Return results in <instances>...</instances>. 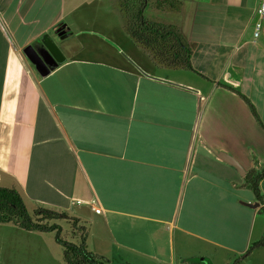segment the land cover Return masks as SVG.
Segmentation results:
<instances>
[{"label":"crops","instance_id":"1","mask_svg":"<svg viewBox=\"0 0 264 264\" xmlns=\"http://www.w3.org/2000/svg\"><path fill=\"white\" fill-rule=\"evenodd\" d=\"M91 1L0 0V187L87 222V249L110 264H264V246L249 252L264 179L262 202L246 180L264 167V129L240 95L264 125L260 0H179L189 74L156 67L126 30L127 55L63 48ZM104 22L91 32L119 45ZM46 34L66 60L42 77L23 51Z\"/></svg>","mask_w":264,"mask_h":264},{"label":"trees","instance_id":"2","mask_svg":"<svg viewBox=\"0 0 264 264\" xmlns=\"http://www.w3.org/2000/svg\"><path fill=\"white\" fill-rule=\"evenodd\" d=\"M126 22L124 28L130 31L143 47L148 57L156 67L170 70L195 71L192 66L193 50L178 26L168 23L146 21L144 11L150 5L175 12H180L182 3L179 0H121ZM148 34V39L142 35ZM141 37V38H140ZM242 98L250 107L252 114L264 129L256 108L248 97ZM264 179V167L261 171L247 175L250 189L262 202L260 182ZM264 214V211H263ZM66 223V225L62 223ZM0 224H10L20 227L28 232L56 233L58 244L63 246V259L66 264H110L102 256L89 251L86 246V237L89 224L69 215L44 206H36L29 211L21 193L16 189L0 187ZM64 228L74 241L62 237ZM66 235V236H68ZM264 246L263 238L255 243L249 250Z\"/></svg>","mask_w":264,"mask_h":264},{"label":"rangeland","instance_id":"3","mask_svg":"<svg viewBox=\"0 0 264 264\" xmlns=\"http://www.w3.org/2000/svg\"><path fill=\"white\" fill-rule=\"evenodd\" d=\"M120 1L121 0H92L89 2V4L84 7V11L94 13L92 20L90 18H84V20L81 21L79 17L67 18V23H70L77 30L79 35L76 39L63 45V48H72L76 50L78 56H91L96 59H105L107 57L105 53L115 56L120 52L123 55H127L126 46H124V42L122 41L127 34L124 28L126 18L121 8ZM188 7L189 5L187 4V8ZM180 13L182 12H175V10L168 11L150 5L144 11V18L146 21L168 23L178 26L181 18ZM103 21H105L104 25L107 24L106 27L108 32L111 34L114 33L117 39L121 36V40H118L120 43L119 45L108 39L107 36H105L106 34L91 32V29L100 28ZM258 21L259 17L257 15V22ZM51 33H53V31ZM50 35L53 37L52 34ZM184 72L188 73L190 71H183L182 73ZM161 73L163 72H159V74ZM27 206L29 211L33 209L31 204H27ZM62 224L67 226L64 222ZM66 235H68L67 229L64 228L62 237L69 241H74L72 236ZM63 254L64 248L58 244L56 233L28 232L14 225L0 224V264H66L63 259Z\"/></svg>","mask_w":264,"mask_h":264},{"label":"water","instance_id":"4","mask_svg":"<svg viewBox=\"0 0 264 264\" xmlns=\"http://www.w3.org/2000/svg\"><path fill=\"white\" fill-rule=\"evenodd\" d=\"M54 32L61 40H65L71 35L69 30H62L60 27L54 28ZM23 52L42 77L49 75L66 60L63 51L49 34H46L40 43L26 47ZM224 157L223 160L243 174L242 168L235 160L228 156Z\"/></svg>","mask_w":264,"mask_h":264},{"label":"built area","instance_id":"5","mask_svg":"<svg viewBox=\"0 0 264 264\" xmlns=\"http://www.w3.org/2000/svg\"><path fill=\"white\" fill-rule=\"evenodd\" d=\"M257 15L259 17V21L256 24V34L255 35L258 37L263 27V24H264V0H260L259 6L257 8ZM94 211L97 214H100L102 212V208L95 206Z\"/></svg>","mask_w":264,"mask_h":264}]
</instances>
